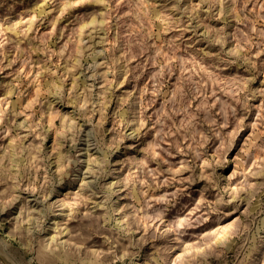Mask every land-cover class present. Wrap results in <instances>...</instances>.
Wrapping results in <instances>:
<instances>
[{"label":"rangeland","instance_id":"rangeland-1","mask_svg":"<svg viewBox=\"0 0 264 264\" xmlns=\"http://www.w3.org/2000/svg\"><path fill=\"white\" fill-rule=\"evenodd\" d=\"M0 264H264V0H0Z\"/></svg>","mask_w":264,"mask_h":264}]
</instances>
